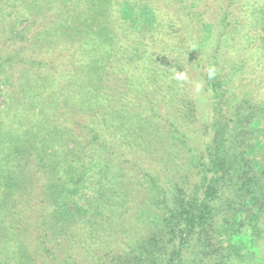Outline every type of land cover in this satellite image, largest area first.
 Segmentation results:
<instances>
[{"label":"trees","instance_id":"16d2710c","mask_svg":"<svg viewBox=\"0 0 264 264\" xmlns=\"http://www.w3.org/2000/svg\"><path fill=\"white\" fill-rule=\"evenodd\" d=\"M237 2L0 0V264H251L264 7L233 56Z\"/></svg>","mask_w":264,"mask_h":264},{"label":"rangeland","instance_id":"374dc122","mask_svg":"<svg viewBox=\"0 0 264 264\" xmlns=\"http://www.w3.org/2000/svg\"><path fill=\"white\" fill-rule=\"evenodd\" d=\"M249 3V4H254L256 5L258 8H262L264 7V0H242V2H237L236 5L234 6V10H233V19L237 20V36L235 37V42H231L229 45H236L237 44H241L242 46L237 47V45L234 48L233 56H243L245 52H243V44H245V39L249 40L247 38H245L247 36L246 33H252L254 34L256 37H259L258 31L254 32L253 29H249V26H251V24H253V17H250L249 14H247V9L245 10L246 12L243 13V11H241V7L240 5H243L244 3ZM217 19H219L217 17ZM219 22L215 23V33L214 36L217 35V33H219V27L218 24ZM233 23V22H230ZM185 24V22H184ZM186 24H188V22H186ZM258 27H256L257 30ZM186 29V30H185ZM184 31L186 33L190 32V28L185 27ZM249 29V30H248ZM248 30V31H247ZM247 31V32H246ZM237 51H239V53H237ZM231 53V52H230ZM259 56L261 57L262 61L260 62V64L256 67V65H254V61L252 59L249 61L248 64V68H247V72L248 74L252 73V76L249 78V76L247 77V81H245V87H254L256 86V89L254 91V98L256 99V101H261L264 100V52H261V54H259ZM256 79V80H255ZM195 88L196 85H195ZM197 89H195V91H192V95H197L196 92ZM196 96V97H197ZM261 98V99H260ZM197 117H196V121L194 122L193 126H191L192 128V133L194 136H196L197 132L199 131V122L202 119V116L205 115V109L204 108H199L198 112L196 113ZM237 243H240L242 246L246 244V238L245 237H240L239 240L237 241ZM253 253V257H252V262L251 264H264V238L263 240L260 241L258 246H254V248L252 249Z\"/></svg>","mask_w":264,"mask_h":264}]
</instances>
